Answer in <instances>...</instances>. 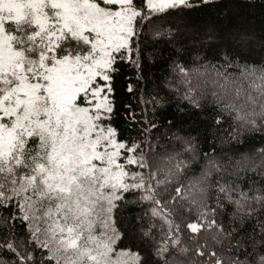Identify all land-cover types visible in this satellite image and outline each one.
I'll return each instance as SVG.
<instances>
[{
	"label": "snow or ice",
	"instance_id": "snow-or-ice-1",
	"mask_svg": "<svg viewBox=\"0 0 264 264\" xmlns=\"http://www.w3.org/2000/svg\"><path fill=\"white\" fill-rule=\"evenodd\" d=\"M213 3L0 0V264H264V184L213 186L220 168L196 175L191 139L157 150L155 123L138 140L111 123L121 64L139 73L142 35H170L154 17ZM173 71L169 91L195 108L210 99L230 135L264 131V64ZM132 235L151 259L124 245Z\"/></svg>",
	"mask_w": 264,
	"mask_h": 264
},
{
	"label": "trees",
	"instance_id": "trees-1",
	"mask_svg": "<svg viewBox=\"0 0 264 264\" xmlns=\"http://www.w3.org/2000/svg\"><path fill=\"white\" fill-rule=\"evenodd\" d=\"M154 19L159 30L170 35L153 41L142 35L141 48L147 45V49L139 73L132 65L121 64L113 81L115 111L111 123L126 140H138L146 123H155L151 135L159 139L157 150L160 145L168 151L180 149L184 140L191 139L196 155L192 164L195 174L208 167L209 161L220 168L219 172L212 170L213 186L219 182L247 189L253 183L264 184V131L230 135L235 125L226 117L222 124L215 123L220 114L210 99L201 100V107L195 108L166 87L167 82L178 79L173 71L177 65L220 66L226 56L237 63L264 64V0H215L210 5L168 9ZM237 33L245 34L244 42L233 39ZM129 86L132 92L128 91ZM145 100L150 102L144 103ZM129 111L134 120H128ZM152 142L155 144L156 140ZM189 155L186 153L185 158ZM208 204L215 206L214 188ZM227 212L218 219L228 223L232 208ZM134 214L132 209L125 213L128 218ZM124 245L151 259L135 235L127 238Z\"/></svg>",
	"mask_w": 264,
	"mask_h": 264
}]
</instances>
